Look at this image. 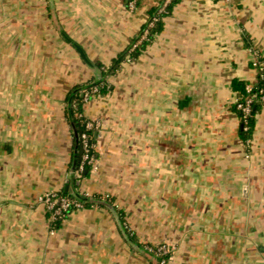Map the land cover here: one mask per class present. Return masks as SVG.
<instances>
[{"label":"crops","instance_id":"0c3cea01","mask_svg":"<svg viewBox=\"0 0 264 264\" xmlns=\"http://www.w3.org/2000/svg\"><path fill=\"white\" fill-rule=\"evenodd\" d=\"M160 2L0 0V264H154L122 229L172 244L168 264H264V111L245 158L232 109V82L254 85L264 61V0H177L75 112ZM78 115L98 123L87 176ZM48 192L115 213L71 211L50 234Z\"/></svg>","mask_w":264,"mask_h":264},{"label":"built area","instance_id":"2783aa9c","mask_svg":"<svg viewBox=\"0 0 264 264\" xmlns=\"http://www.w3.org/2000/svg\"><path fill=\"white\" fill-rule=\"evenodd\" d=\"M139 0H127V7L130 10L135 9L137 2ZM224 2H229L230 0H223ZM170 2V0H161L159 4V9L157 15L165 13V7ZM158 21V17L154 16L151 19H147L146 26L143 29L142 33L138 41L132 46V50L141 42L146 41L149 35V31L153 28L154 24ZM252 67L255 69L257 73V77L264 81V61L260 58H257L253 61ZM251 85L246 86L247 93L251 92ZM97 94V89L95 87H89L82 91V101L86 103L89 98ZM260 101L263 106L264 111V89L260 90ZM263 94V95H262ZM254 96L252 94H248L247 97L242 98L240 96H235L232 101V106L235 108L236 114L239 116V120L244 123L246 118L250 115V107L253 103ZM80 116V115H78ZM98 129V123L94 120L85 119L83 121V131L79 134V143L81 148V157L79 164L77 166L76 172L80 174L84 172V168L86 166L90 167V171L94 168V156H93V148L94 145L92 143L91 137L87 134L88 132H95ZM245 158H248V150L249 144H245ZM247 152V153H246ZM83 197H90L88 194L82 195ZM37 202L42 206L43 211L45 213L50 234H52L55 229L50 227V223L54 221H60L61 223L66 219L67 213L75 210L82 209V205L79 201L71 199L68 196L61 195L57 192H48L42 194L38 197ZM147 252L154 256H165L169 253L166 252L167 249L164 246L151 247L150 249H146ZM161 264H165L164 260L161 261Z\"/></svg>","mask_w":264,"mask_h":264},{"label":"trees","instance_id":"16d2710c","mask_svg":"<svg viewBox=\"0 0 264 264\" xmlns=\"http://www.w3.org/2000/svg\"><path fill=\"white\" fill-rule=\"evenodd\" d=\"M177 2V0H170V2L166 5L165 7V13L157 15L158 9H159V5L153 9H151L149 11V15H148V19H151L154 16L158 17V21L154 24L153 28L149 31V35L146 41L141 42L140 44H138L133 50H132V46L138 41L140 34L142 33L143 29L146 26V22L145 24L141 27L140 33L138 35L137 38L131 40L125 47L123 50H121L115 57H113L110 62L105 66V65H98L97 67V71L99 73V80L98 82L93 85V82H90L86 85H83L82 87L87 89L89 87H95L97 89V94H104L107 91V87H106V79L110 76L115 75L120 69L121 67L127 63V62H131L135 59H137L140 55V53L145 49V47L150 43L153 34L156 31V28L159 27L161 20L166 16V14H168V12H170L172 6ZM160 4V3H159ZM248 84L244 83V82H238V81H233L232 82V89L234 90V92L236 93L235 96H240L242 98H245L248 96V94H252L254 96V100L253 103L250 107V115L246 118V121L244 123H242L239 120L240 123V130H239V136L243 142V144H247L251 141L252 139V135H253V131H254V125H255V118L256 116L263 111V106L262 103L260 101V90L264 89V81H262L261 79H259L257 77V80L255 82L254 85H251L252 89L251 92L247 93L246 91V86ZM263 95V94H262ZM81 99L82 98H77V102H76V108H75V112L77 114H81L80 113V109L82 106L81 103ZM232 109L235 111V108L232 106ZM237 115V114H236ZM238 116V115H237ZM239 119V116H238ZM85 119L80 115L77 117L76 122L78 123L80 130L83 131V121ZM91 138L93 136V132H88L87 133ZM94 156V153H93ZM90 172V167L86 166L84 168V172L80 173L81 176H87ZM62 195V194H61ZM65 196V195H64ZM93 198L96 199H100L101 197L99 196H92ZM110 201V200H109ZM82 205V208H90L93 207L94 205L90 204V203H86V202H82L79 201ZM111 202V201H110ZM69 213V212H68ZM68 213L66 215H68ZM120 214V211H119ZM121 215V214H120ZM61 222L60 221H54L52 223H50V227L53 229H58L60 227ZM153 258L155 259L154 264H161V261L164 260V262H168L169 261V255H165V256H154L152 255Z\"/></svg>","mask_w":264,"mask_h":264},{"label":"water","instance_id":"95a60500","mask_svg":"<svg viewBox=\"0 0 264 264\" xmlns=\"http://www.w3.org/2000/svg\"><path fill=\"white\" fill-rule=\"evenodd\" d=\"M98 81H95L93 82V85H95ZM69 197L71 199H74V200H77V201H82V202H86V203H90L94 206H105L106 208H108L112 213H115V210H114V207L108 203L107 201L105 200H102V199H96V198H93V197H83L82 195L74 192V193H71L69 194ZM128 243L131 245V247L133 249H135L136 251H138L139 253L145 255V256H148L150 257L151 259L153 258V256L148 253L146 250H144L140 245L134 243L130 238L127 237V235L125 234V231L124 229H122Z\"/></svg>","mask_w":264,"mask_h":264},{"label":"rangeland","instance_id":"374dc122","mask_svg":"<svg viewBox=\"0 0 264 264\" xmlns=\"http://www.w3.org/2000/svg\"><path fill=\"white\" fill-rule=\"evenodd\" d=\"M85 89V88H84ZM83 89V90H84ZM102 199V198H101ZM102 200H106V201H108V199H102ZM111 205H112V203H111ZM113 207H114V205H112ZM139 244L138 245H140L144 250H146V249H150L151 247H158V246H164V248L165 249H167V251L166 252H168L169 254V258L171 257V254H172V250L174 249L173 248V245L172 244H169L167 241H163V242H159V243H141V242H138ZM147 251V250H146ZM149 253V252H148ZM143 255V254H142ZM152 255V254H151ZM145 258H147L149 261H152V262H154L155 261V259L154 258H150V257H148V256H145V255H143ZM170 260V259H169ZM169 262V261H168ZM168 262H166L165 264H168Z\"/></svg>","mask_w":264,"mask_h":264}]
</instances>
